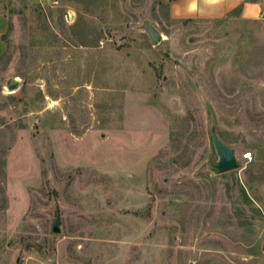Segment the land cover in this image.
Here are the masks:
<instances>
[{"label":"rangeland","instance_id":"obj_1","mask_svg":"<svg viewBox=\"0 0 264 264\" xmlns=\"http://www.w3.org/2000/svg\"><path fill=\"white\" fill-rule=\"evenodd\" d=\"M0 264H264V0H0Z\"/></svg>","mask_w":264,"mask_h":264},{"label":"water","instance_id":"obj_2","mask_svg":"<svg viewBox=\"0 0 264 264\" xmlns=\"http://www.w3.org/2000/svg\"><path fill=\"white\" fill-rule=\"evenodd\" d=\"M147 32L153 42H158L160 40V35L153 30L152 28L148 27ZM20 83L19 77L15 76L13 72H10L6 77V83L4 85V89L7 91H14L18 88ZM212 140L215 147V150L218 154V162L216 163V168L218 171L223 172L236 167V157L235 153L232 149L225 146L217 137L215 133H212ZM59 212L56 211L54 222H53V231L58 232L60 230L59 227Z\"/></svg>","mask_w":264,"mask_h":264},{"label":"clouds","instance_id":"obj_3","mask_svg":"<svg viewBox=\"0 0 264 264\" xmlns=\"http://www.w3.org/2000/svg\"><path fill=\"white\" fill-rule=\"evenodd\" d=\"M207 4L214 5L220 3V0H205ZM193 8H195V4H193Z\"/></svg>","mask_w":264,"mask_h":264},{"label":"crops","instance_id":"obj_4","mask_svg":"<svg viewBox=\"0 0 264 264\" xmlns=\"http://www.w3.org/2000/svg\"><path fill=\"white\" fill-rule=\"evenodd\" d=\"M224 1H225V2H228V3H229V2L233 3V2L242 1V0H223V2H224Z\"/></svg>","mask_w":264,"mask_h":264},{"label":"built area","instance_id":"obj_5","mask_svg":"<svg viewBox=\"0 0 264 264\" xmlns=\"http://www.w3.org/2000/svg\"><path fill=\"white\" fill-rule=\"evenodd\" d=\"M244 156L249 158V159L251 158L250 153H245Z\"/></svg>","mask_w":264,"mask_h":264}]
</instances>
